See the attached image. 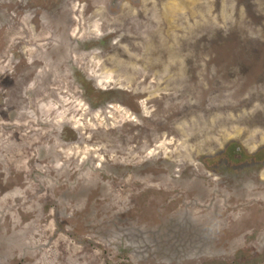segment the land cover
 Listing matches in <instances>:
<instances>
[{
	"label": "rangeland",
	"instance_id": "rangeland-1",
	"mask_svg": "<svg viewBox=\"0 0 264 264\" xmlns=\"http://www.w3.org/2000/svg\"><path fill=\"white\" fill-rule=\"evenodd\" d=\"M113 2L0 0V264L256 253L264 165L200 157L264 147V0Z\"/></svg>",
	"mask_w": 264,
	"mask_h": 264
},
{
	"label": "trees",
	"instance_id": "trees-1",
	"mask_svg": "<svg viewBox=\"0 0 264 264\" xmlns=\"http://www.w3.org/2000/svg\"><path fill=\"white\" fill-rule=\"evenodd\" d=\"M118 0H114L113 7H120L117 4ZM105 94V93H103ZM89 96H93V102L100 104L101 107L105 103V99L100 100L95 92H89ZM115 97V95H113ZM98 102V103H97ZM202 164L210 170L221 175H230L234 177V169H243L250 172L259 169L264 165V147H261L254 153H246L243 147L238 143L237 139L228 140L225 148L217 151L214 154H205L200 157ZM231 171V172H230ZM231 173V174H230ZM127 251V250H126ZM219 264H263L264 263V248H260L256 253L250 251L238 252L233 261H219Z\"/></svg>",
	"mask_w": 264,
	"mask_h": 264
},
{
	"label": "bare ground",
	"instance_id": "bare-ground-1",
	"mask_svg": "<svg viewBox=\"0 0 264 264\" xmlns=\"http://www.w3.org/2000/svg\"><path fill=\"white\" fill-rule=\"evenodd\" d=\"M263 16V15H262Z\"/></svg>",
	"mask_w": 264,
	"mask_h": 264
}]
</instances>
